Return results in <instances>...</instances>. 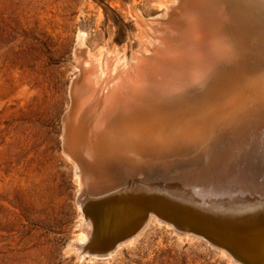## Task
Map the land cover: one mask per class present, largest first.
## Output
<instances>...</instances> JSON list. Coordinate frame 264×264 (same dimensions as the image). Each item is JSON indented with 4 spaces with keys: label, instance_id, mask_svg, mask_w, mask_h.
Here are the masks:
<instances>
[{
    "label": "bare ground",
    "instance_id": "6f19581e",
    "mask_svg": "<svg viewBox=\"0 0 264 264\" xmlns=\"http://www.w3.org/2000/svg\"><path fill=\"white\" fill-rule=\"evenodd\" d=\"M237 1L242 36L232 0H166L137 51L78 62L62 138L85 192L76 253L111 257L164 219L264 264V2Z\"/></svg>",
    "mask_w": 264,
    "mask_h": 264
},
{
    "label": "rangeland",
    "instance_id": "374dc122",
    "mask_svg": "<svg viewBox=\"0 0 264 264\" xmlns=\"http://www.w3.org/2000/svg\"><path fill=\"white\" fill-rule=\"evenodd\" d=\"M165 1L0 0V264H235L154 219L111 257L74 249L85 220L79 170L62 138L78 62L122 54L130 38L137 51L138 20L164 18ZM237 7L230 33L242 36L249 26Z\"/></svg>",
    "mask_w": 264,
    "mask_h": 264
},
{
    "label": "water",
    "instance_id": "95a60500",
    "mask_svg": "<svg viewBox=\"0 0 264 264\" xmlns=\"http://www.w3.org/2000/svg\"><path fill=\"white\" fill-rule=\"evenodd\" d=\"M236 1H237V0H232V4L234 5V7L237 6V5H236ZM240 1H241V2H240ZM242 1H243V0H238V1H237V4H238V5L241 4ZM249 1L255 3L256 5H257V3L260 4L261 2H264V0H249ZM224 4H225V3H224ZM263 6H264V5H263ZM234 7H233V8H234ZM245 7H246V6H245ZM258 7H260V6H258ZM255 9H258V8L255 7ZM259 9H260V8H259ZM83 193H85V192L82 191L81 195H83ZM82 200H83V199H82ZM82 200H81V201L79 200V201H80V205H81ZM160 220H161L162 223H164V224H166V225L172 227L173 230H174V232L177 233V234H179V235L188 236V237L201 238L202 240H204V241H205L207 244H209L210 246L216 248V249L219 250V251H223V252H225V254H227V256H229L235 264H246V263L240 258V256H239L237 253L231 251L230 249H228L227 247H225V246L222 245L221 243L215 241L214 239L208 237L207 235H205V234H203V233H201V232H199V231H195V230L189 229V228H188L187 226H185V225H175V224H171V223H170L169 221H167V220H164V219H160Z\"/></svg>",
    "mask_w": 264,
    "mask_h": 264
}]
</instances>
